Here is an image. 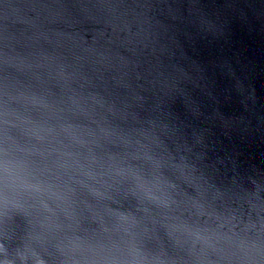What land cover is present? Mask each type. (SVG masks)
<instances>
[{
  "label": "water",
  "instance_id": "water-1",
  "mask_svg": "<svg viewBox=\"0 0 264 264\" xmlns=\"http://www.w3.org/2000/svg\"><path fill=\"white\" fill-rule=\"evenodd\" d=\"M0 264H264V0H0Z\"/></svg>",
  "mask_w": 264,
  "mask_h": 264
}]
</instances>
